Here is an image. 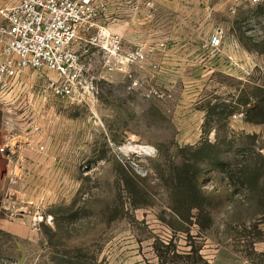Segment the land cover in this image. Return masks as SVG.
<instances>
[{"label": "rangeland", "instance_id": "rangeland-1", "mask_svg": "<svg viewBox=\"0 0 264 264\" xmlns=\"http://www.w3.org/2000/svg\"><path fill=\"white\" fill-rule=\"evenodd\" d=\"M97 1L145 58L0 93V264H264V0Z\"/></svg>", "mask_w": 264, "mask_h": 264}, {"label": "built area", "instance_id": "built-area-1", "mask_svg": "<svg viewBox=\"0 0 264 264\" xmlns=\"http://www.w3.org/2000/svg\"><path fill=\"white\" fill-rule=\"evenodd\" d=\"M258 1V0H253ZM97 0H2L0 4V93L20 84L30 69L45 74V91L61 100L74 98L83 85L85 65L75 48L83 39L107 58L109 71H122L145 58L142 50H125L117 34L98 29ZM4 144L0 154L14 155Z\"/></svg>", "mask_w": 264, "mask_h": 264}]
</instances>
